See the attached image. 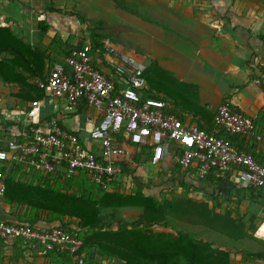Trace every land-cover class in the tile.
Returning a JSON list of instances; mask_svg holds the SVG:
<instances>
[{
    "label": "crops",
    "instance_id": "obj_1",
    "mask_svg": "<svg viewBox=\"0 0 264 264\" xmlns=\"http://www.w3.org/2000/svg\"><path fill=\"white\" fill-rule=\"evenodd\" d=\"M49 8L60 13H48L46 22L51 28L46 36L38 29L42 17L37 12ZM73 13L91 21L88 29L71 16ZM0 29L12 32L21 51L41 45L52 57L48 46L56 33L63 43L73 46L83 40L91 45L92 33L104 47L102 54L95 53L92 59L96 69L117 80L116 60L105 53L106 46L141 59L147 67V92L160 100H169L168 94L173 93L174 104L163 101L187 125L215 130L214 115L222 103L228 102L255 125L254 135L237 136L236 147L264 165V86L255 82L262 73L257 63L264 62V0H0ZM15 55L0 49V150H7L8 142L20 137L27 106L38 97L34 84L40 78L33 76L28 57L26 61L23 55ZM46 61L47 65L51 62L48 58ZM3 75L12 76L13 82H7ZM165 81L170 87L168 91L164 88ZM45 95L37 105V126L46 127L55 120L73 134H84L102 119L103 109L84 103L68 109L65 99L52 98L48 91ZM126 147L132 158L124 169L133 174L126 172L119 176L108 191L131 193L141 188L144 194L159 200L186 197L205 202L216 213L231 214L246 226L247 233L264 241V191L237 188L230 173L219 180L216 175L199 179L195 165L183 168L166 157L153 163L152 147L140 148L131 143H126ZM91 148L98 151L97 144H91ZM3 165L0 163V169ZM10 173L9 169L5 170L6 176ZM13 174L16 180H32L24 169ZM56 174L63 176L62 170ZM29 212L26 206L0 198L1 220L51 227L36 219L31 222ZM142 214L138 207L116 211L111 218L113 230L119 222L139 221ZM78 224L79 220L73 221L74 226ZM167 224L172 228L168 230L170 233L182 231L197 240L228 249L231 264H264V247L248 238L233 241L204 226L172 219ZM164 230L167 229L152 228L151 234ZM97 259L104 258L96 256ZM112 263L120 262L113 259ZM0 264L64 262L35 254L17 241L0 240Z\"/></svg>",
    "mask_w": 264,
    "mask_h": 264
},
{
    "label": "built area",
    "instance_id": "obj_2",
    "mask_svg": "<svg viewBox=\"0 0 264 264\" xmlns=\"http://www.w3.org/2000/svg\"><path fill=\"white\" fill-rule=\"evenodd\" d=\"M91 47L73 51L63 63L52 66L46 82L36 83L52 98H63L68 109L81 101L103 109L99 124L88 133L73 134L55 120L46 127L36 125L38 106L27 113L20 132L21 140H10L7 150H0V163L16 162L44 173L62 170L66 178L84 173L94 184L109 190L129 166L132 155L126 147H152V162L168 159L183 168L196 166L199 179L211 173L224 178L229 173L239 189H264V165L251 155L239 151L230 140L217 133L249 137L254 135L251 118L222 103L215 115V131L184 124L166 111L163 100L145 97L146 65L134 56L106 46L105 53L116 60L117 80L102 74L91 63ZM257 65L262 73L255 82L264 86V62ZM16 120V122H19ZM35 124V125H34ZM98 145V151L91 148ZM5 174L0 169V198L5 195ZM0 240L23 241L33 248L67 252L73 264H85L80 254L83 240L75 232L63 228L43 229L0 220Z\"/></svg>",
    "mask_w": 264,
    "mask_h": 264
},
{
    "label": "trees",
    "instance_id": "obj_3",
    "mask_svg": "<svg viewBox=\"0 0 264 264\" xmlns=\"http://www.w3.org/2000/svg\"><path fill=\"white\" fill-rule=\"evenodd\" d=\"M122 9L126 10L124 7ZM37 13L39 17H42L39 20L38 29L42 34L48 36L51 27L46 22V17L48 13L59 14L60 12L57 9L49 8ZM71 16L84 24L85 29H88L90 20L85 19L78 13H73ZM17 40L9 29H0V49L8 50L12 54H16L15 56L23 55L25 60L28 57V61H26L33 66L31 70L33 76L39 77V80L42 82H46L55 63L64 64L65 59L73 51L90 45L85 40L75 46L63 43L59 34L56 33L51 38L48 46L54 55L52 57L50 54H46L41 45L35 48L27 47L25 52H23L17 47ZM65 47L68 49L65 50ZM90 47L91 63L94 66L92 59L96 57L95 53L102 54L104 47L95 40L92 33ZM47 58L51 61L48 65ZM146 71L144 79L147 77ZM3 78L7 82H13V77L10 75H3ZM34 85L38 91V97L27 106V113L39 104V100H43L46 97V90L41 88L37 83ZM164 88L168 91L170 87L165 84ZM143 93L145 97L157 98L150 95L146 87ZM172 94H168L169 100L167 98H163L162 100L166 103L171 102L174 104L175 99ZM82 103L87 105L84 101H81L78 107ZM166 111L173 115L177 114L172 108H168V106L166 107ZM197 126L204 129L199 125ZM213 127L217 130L215 123H213ZM61 128L63 127L61 126ZM215 130L206 131L213 132ZM218 134L226 137L236 147L234 142L238 139L237 136L239 135L227 134L223 130H219ZM16 140H21V138L18 137ZM6 169H9L11 172L8 176L5 174ZM23 169L32 176L31 181L26 182L22 178L21 180L15 179V174L13 173H22ZM33 170L34 168H28L23 164L10 161L5 162L3 168H1L6 177V192L3 197L29 208L28 218L31 219V222H34L36 219L39 222L43 221L51 227H39L27 222L16 224L22 226L29 225L36 229L63 228L77 233L83 240L80 254L84 255L85 264H113V259H117L120 262L119 264H231V251L226 248L216 247L214 244L204 242L203 240H197L190 234L182 231H178L176 234L170 233L168 230L172 228H169L167 224L168 219L204 226L211 231L227 236L233 241L248 238L264 247V241L247 233L245 231L246 226L240 220L232 218L229 213L224 215L216 213L205 202L193 201L192 198L186 197L173 200L161 198L159 200L155 197L147 196L141 188L132 190L131 193H125L118 189L111 192L92 183L84 173H82L81 177L66 178L64 175H55L54 173L41 174ZM124 171L123 174H133L131 171ZM211 175L214 176L215 173H211L209 176ZM215 178L220 179L219 177ZM134 179L137 180V177ZM115 182L117 180L114 181L112 186ZM89 183L91 186L88 185ZM252 190H256V188ZM259 190L264 191V189ZM136 207L143 210L139 221L130 224L119 222L118 228L113 230L111 218L114 217L115 212L124 208ZM74 220H79V224L74 226ZM148 226L150 228H147ZM156 227H164L167 230L160 231L154 235L151 234L152 228ZM17 242L35 254L63 261L64 264H73V258L67 252L46 250L40 245H36L33 248L29 243L25 244L23 241ZM96 256L104 259L101 261L96 260Z\"/></svg>",
    "mask_w": 264,
    "mask_h": 264
},
{
    "label": "rangeland",
    "instance_id": "obj_4",
    "mask_svg": "<svg viewBox=\"0 0 264 264\" xmlns=\"http://www.w3.org/2000/svg\"><path fill=\"white\" fill-rule=\"evenodd\" d=\"M119 50L122 51L121 49H119ZM122 52H123V51H122ZM138 61H141V59L138 58ZM141 62H143V61H141ZM88 185L91 186L90 183H89Z\"/></svg>",
    "mask_w": 264,
    "mask_h": 264
}]
</instances>
